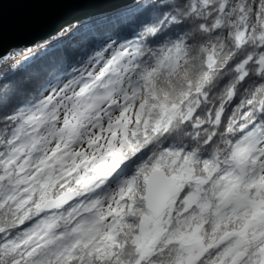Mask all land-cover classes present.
Returning <instances> with one entry per match:
<instances>
[{"label": "snow or ice", "instance_id": "6c2138e0", "mask_svg": "<svg viewBox=\"0 0 264 264\" xmlns=\"http://www.w3.org/2000/svg\"><path fill=\"white\" fill-rule=\"evenodd\" d=\"M85 3L97 42L0 76V264H264V0Z\"/></svg>", "mask_w": 264, "mask_h": 264}, {"label": "water", "instance_id": "95a60500", "mask_svg": "<svg viewBox=\"0 0 264 264\" xmlns=\"http://www.w3.org/2000/svg\"><path fill=\"white\" fill-rule=\"evenodd\" d=\"M85 2L87 0H30L10 5L4 13V45H30L45 40L67 25L96 15L103 7Z\"/></svg>", "mask_w": 264, "mask_h": 264}, {"label": "trees", "instance_id": "16d2710c", "mask_svg": "<svg viewBox=\"0 0 264 264\" xmlns=\"http://www.w3.org/2000/svg\"><path fill=\"white\" fill-rule=\"evenodd\" d=\"M139 2V0H137ZM96 15L74 22L67 26L79 25L72 27L70 31L61 34V31L50 38L39 41H47L44 48L35 49L20 57L15 68L11 65L0 68V76L4 73L12 74V82L21 90L29 91L37 83L42 82L50 74L54 73L56 67L65 58H71L73 55L89 48L101 37L91 29L96 23ZM66 27V26H65ZM112 29L108 34L116 38ZM127 33H122L126 35Z\"/></svg>", "mask_w": 264, "mask_h": 264}, {"label": "built area", "instance_id": "2783aa9c", "mask_svg": "<svg viewBox=\"0 0 264 264\" xmlns=\"http://www.w3.org/2000/svg\"><path fill=\"white\" fill-rule=\"evenodd\" d=\"M21 57V56H20ZM20 57H17V60L15 61V62H10V65H11V63H18L21 59H20ZM7 66H9V65H7ZM2 67V66H1Z\"/></svg>", "mask_w": 264, "mask_h": 264}, {"label": "rangeland", "instance_id": "374dc122", "mask_svg": "<svg viewBox=\"0 0 264 264\" xmlns=\"http://www.w3.org/2000/svg\"><path fill=\"white\" fill-rule=\"evenodd\" d=\"M1 67V66H0ZM4 67H6V66H2V68H4Z\"/></svg>", "mask_w": 264, "mask_h": 264}]
</instances>
